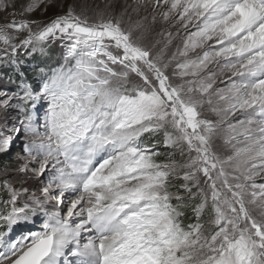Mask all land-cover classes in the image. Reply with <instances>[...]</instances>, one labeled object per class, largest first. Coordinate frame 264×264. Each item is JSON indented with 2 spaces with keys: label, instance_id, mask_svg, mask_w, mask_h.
I'll use <instances>...</instances> for the list:
<instances>
[{
  "label": "snow or ice",
  "instance_id": "1",
  "mask_svg": "<svg viewBox=\"0 0 264 264\" xmlns=\"http://www.w3.org/2000/svg\"><path fill=\"white\" fill-rule=\"evenodd\" d=\"M50 5L29 0L18 12L0 0V61L55 41L75 61L36 88L22 78L18 92H0L4 119L19 101L38 165L16 171L50 174L42 196L4 180L0 264H264V0H61L46 23L17 19ZM157 17L184 30L170 56L172 32L158 53L145 42ZM11 144L0 133V154ZM161 145L187 159L159 162ZM188 209L196 222L185 225ZM39 217L41 230L8 239Z\"/></svg>",
  "mask_w": 264,
  "mask_h": 264
},
{
  "label": "rangeland",
  "instance_id": "2",
  "mask_svg": "<svg viewBox=\"0 0 264 264\" xmlns=\"http://www.w3.org/2000/svg\"><path fill=\"white\" fill-rule=\"evenodd\" d=\"M29 2V0H16L17 3V11H21V5H26ZM65 3H74L77 5L83 4L85 0H63ZM130 2V0H129ZM59 3H61V0H56V5L57 6H48L47 10H44V7L41 6L40 8H37L35 11L31 13H25L22 17L18 16L17 19H28V20H36L40 21L42 23L48 22L51 18H53L57 14H61L62 9L58 6ZM79 10V8H78ZM143 14V13H142ZM3 13H0V22L3 20ZM134 19L136 18L135 16L133 17ZM150 19V18H149ZM177 26L174 25H168L165 24L160 20L159 17H157V22L151 26V30L146 33L145 35V42L149 44L150 46L154 45L153 51L154 53L160 52L162 49L165 48V44L168 43V37L167 33L172 32L173 33V40L172 43L168 45L167 49L165 50V55L170 56L172 52L176 51V48L178 46H182V41L185 39V33L182 28L179 29V36H176L177 32ZM194 30V29H192ZM26 35V33H20L19 38H23V36ZM17 43L19 40L16 41ZM19 49H25L24 55H21V59L19 63L24 64L25 59L30 58V56H36L40 57L43 59H49L48 56L49 54L56 52L57 54L59 53L62 56V59L59 58V60H65L64 59V53H65V48L62 45V42L60 41H55L49 43L45 51L41 53L39 50L36 52H32L30 48H24L21 47ZM18 49V50H19ZM49 53V54H48ZM27 56V57H26ZM14 58V55H13ZM13 60V59H12ZM12 60L4 62L0 61V92H18L20 90V85H17L16 83H10L6 81L7 79L3 78L2 73L5 72V70H9V66L13 64ZM50 62L46 63L45 66L50 71V69L55 68L53 63ZM26 62V61H25ZM70 63V66L75 63L74 60L69 59L67 62V65ZM69 66V65H68ZM174 68V65L172 66ZM22 70L24 68L22 67ZM28 72V79L30 80L32 76L35 75L36 71L35 70H29ZM171 73V69L169 70V75ZM37 75V74H36ZM35 75V76H36ZM17 79V78H16ZM43 80L39 81L35 85H33L34 88H36L38 85L42 84ZM221 88L227 87L226 84L221 83L218 85ZM19 101L14 100L12 102V107L7 109V119H4V112L2 109H0V133H3L5 136H11L12 137V144L10 146V149L8 152L2 155H7L9 158L13 160V166L9 169L6 167H1L0 166V210H3L4 207V202L8 199V194L6 191L3 190L2 184L5 179L8 180H13L16 182V187L21 186V181L23 180V186L27 187L29 189L28 195H31L35 193L37 196H42V189L44 186H46L47 182L50 179V174L45 173V175L42 178H36L32 177L31 171H29L28 178L24 177V174L18 173L16 169L18 168L19 164L28 161L29 162V169L31 170L32 167H38V165H33L31 163L30 157H28L27 153L24 150V143L26 141V134L22 131V122L24 121V115L19 111V109L16 107V104ZM46 108V103L41 102L40 105H38V118H39V123H43V115L44 111ZM205 118H210L213 120L219 119V117L215 116L212 114L207 108H205ZM243 117H237V119H242ZM14 129H21V131L17 132ZM43 129H41L42 131ZM163 137V133H160L159 135L153 137V136H148L146 135L144 137V143H149V142H154L155 140H161ZM222 144V141L219 142ZM157 151L159 152V156L157 157V160L159 162H168L170 159H175V160H184L187 159V153L184 154L182 157L180 153L177 150L171 149V148H165L163 145H161ZM6 169L7 170V176L4 175L3 171ZM180 181H174V183H179ZM257 183H264V179L262 178H257ZM27 200V196L23 197L19 202L18 206H22L23 202ZM198 202V201H197ZM188 214H191V209L186 210ZM207 214H203L204 218H202L201 222L205 224L206 227H209V230L211 229V226L209 225V220L211 219V211L210 209L205 211ZM44 217H39V218H34L33 221H29L27 223L21 222L20 225L15 226L11 235L8 237L9 240L15 239L17 236L26 233L28 231H39L41 230V225L43 223ZM186 220H183V223L185 225L191 224V222H185ZM194 219V223H195ZM2 230V229H0ZM89 233H83L82 234V240L81 242L84 243L87 240ZM70 261H74V257H68Z\"/></svg>",
  "mask_w": 264,
  "mask_h": 264
},
{
  "label": "trees",
  "instance_id": "3",
  "mask_svg": "<svg viewBox=\"0 0 264 264\" xmlns=\"http://www.w3.org/2000/svg\"><path fill=\"white\" fill-rule=\"evenodd\" d=\"M49 54V53H48ZM49 59H43L40 57H36V56H30V58H27L26 61V65H23L22 67L24 68L25 71H23L25 78L30 82V84L35 85L36 83H38L41 80L47 79L48 76L51 74L50 71H48V69L46 68L45 64L50 62L53 63V65L55 66V68L59 67L60 65H63L65 63H67L65 60H59V58L62 59V56L56 52H54V54L52 55L49 54L48 56ZM70 66V63L68 64ZM21 67V69H22ZM35 70L36 73L34 76L31 77V79H28V75L30 72H28L29 70ZM43 71V72H42ZM0 166L1 167H6V168H11L13 166V160L11 158H9L7 155H0ZM205 215L207 214L206 212L204 213ZM204 218V215L203 217ZM194 215L188 214V212H185V218L183 220H186L185 222H191L194 223Z\"/></svg>",
  "mask_w": 264,
  "mask_h": 264
},
{
  "label": "built area",
  "instance_id": "4",
  "mask_svg": "<svg viewBox=\"0 0 264 264\" xmlns=\"http://www.w3.org/2000/svg\"><path fill=\"white\" fill-rule=\"evenodd\" d=\"M24 50L25 49H19V50H17V52L15 54H13L14 55V58L12 60L13 64L9 66V70H7V71L5 70V72L2 73L3 78L7 79L6 81H8L10 83H16L17 85H20L21 79L23 78L24 82L30 83L25 78L24 73H23V71L21 69V67L23 65H26V62L24 61V64H22V61H21V63H19V61L22 60L21 59V55L25 54ZM9 77H11V80H9ZM44 80H47V79H44Z\"/></svg>",
  "mask_w": 264,
  "mask_h": 264
},
{
  "label": "bare ground",
  "instance_id": "5",
  "mask_svg": "<svg viewBox=\"0 0 264 264\" xmlns=\"http://www.w3.org/2000/svg\"><path fill=\"white\" fill-rule=\"evenodd\" d=\"M71 257V256H70Z\"/></svg>",
  "mask_w": 264,
  "mask_h": 264
}]
</instances>
